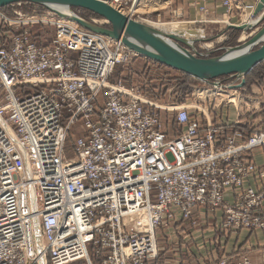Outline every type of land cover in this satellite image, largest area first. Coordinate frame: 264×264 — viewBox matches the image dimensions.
<instances>
[{
    "label": "built area",
    "instance_id": "2783aa9c",
    "mask_svg": "<svg viewBox=\"0 0 264 264\" xmlns=\"http://www.w3.org/2000/svg\"><path fill=\"white\" fill-rule=\"evenodd\" d=\"M205 1L192 4L206 12ZM234 5L220 1L225 21L253 7L236 13ZM48 12L0 8V264H164L157 231L198 208L221 209L222 231L264 230V166L252 160L264 148L257 108L227 123L207 88L198 106L168 108L178 128L171 134L137 85L125 76L110 82L140 55ZM39 25L55 28L51 44L33 40ZM236 81L207 85L222 91ZM239 90L230 95L239 99ZM230 261L214 264H253Z\"/></svg>",
    "mask_w": 264,
    "mask_h": 264
},
{
    "label": "water",
    "instance_id": "95a60500",
    "mask_svg": "<svg viewBox=\"0 0 264 264\" xmlns=\"http://www.w3.org/2000/svg\"><path fill=\"white\" fill-rule=\"evenodd\" d=\"M108 0H0V8L21 2L45 7L57 17L75 22L80 27L120 41L136 54L183 72L200 81L230 76L240 80L230 88H242L245 77L264 61V0H257L250 13L251 20L228 24L227 30L245 34V38L232 46L199 52L198 43L211 41L202 27L187 21L170 24L168 31L160 30L123 14ZM73 8L87 10L104 20L110 28L93 18H84ZM241 37V35H240ZM220 51L219 55L213 53ZM215 84V83H214Z\"/></svg>",
    "mask_w": 264,
    "mask_h": 264
},
{
    "label": "crops",
    "instance_id": "0c3cea01",
    "mask_svg": "<svg viewBox=\"0 0 264 264\" xmlns=\"http://www.w3.org/2000/svg\"><path fill=\"white\" fill-rule=\"evenodd\" d=\"M220 1L221 0H206L207 11L198 12L197 8L192 4V0H189L186 10L188 13H185L187 19L185 20L189 22L192 27L204 28L206 36L211 37V24H215V22L219 20V22H223L224 20V9L220 6ZM256 1L257 0H235L234 12H238L236 10V5H254ZM252 9L253 7L247 10L246 19L249 18ZM238 14L228 16L229 23L239 24L243 22L244 18L240 19V15ZM224 26L226 27V24ZM227 31L234 32L232 30ZM224 36H227V33H224ZM233 36L236 38V43L246 37L245 34H241L242 37H239L240 35L235 37L234 34ZM220 39L217 40L218 43ZM213 43L214 42L198 43L199 52H207L219 47H213ZM209 45L210 47H208ZM262 67L264 66H261L260 70H253L252 72H262ZM114 72H167V70H159L154 61L139 56L135 58L133 63L129 66H118ZM226 77V83H232L235 80V78L232 79L230 76ZM236 83H238V81H236L235 84ZM217 90L220 91L218 88ZM238 92L241 94V88ZM217 93L221 96L220 99L225 96L221 91ZM227 94H232V91L231 93L227 92ZM243 99H246V97L243 96L239 98V105L241 104L240 101ZM218 101L219 102L216 103L220 106L219 116L222 121L227 123L235 121L239 114L243 115V113L249 112V115L252 116L253 110L257 108V106H247L248 104H246V107L236 106L234 109L230 103L227 104L225 101ZM252 160L257 165L264 166V148L255 150L252 154ZM248 183L255 185V187H258L260 184L258 180H249ZM230 192L231 191L228 190L225 195L228 201L232 200ZM223 219L224 214L221 209H217L213 212H206L203 208H198L193 211L190 220L177 217L174 221H170L168 225L163 227L165 228L164 233L166 235L173 233L176 238L171 240L169 246L160 242V253L157 261L163 262L164 264H213L221 257L225 256L236 261H240L243 257H248L253 264H264V230L239 229L222 231L220 229V224ZM193 221L194 224L192 223ZM153 263L154 260H152L151 264Z\"/></svg>",
    "mask_w": 264,
    "mask_h": 264
},
{
    "label": "rangeland",
    "instance_id": "374dc122",
    "mask_svg": "<svg viewBox=\"0 0 264 264\" xmlns=\"http://www.w3.org/2000/svg\"><path fill=\"white\" fill-rule=\"evenodd\" d=\"M188 1L189 0H136L137 3L131 2V3H129V6L124 4L125 5L124 8H126V10H122V9L121 10H122V12H124L123 14L128 15V16L131 15V13H132L133 19L140 21L142 23H145L149 26L159 28L161 26L160 24H166V27L168 28L167 25L170 23L185 22L186 21L185 19H187V18H186L185 13L186 12L188 13V11H186L187 7H188ZM185 6H186V8H185ZM128 7L130 10L132 8L133 12L130 11V12H128L129 13L128 14L127 13ZM16 10L17 11L20 10L24 15H29V16L31 14L42 16L46 13V11H48L46 9L38 8L34 5H25L24 6V4H21L20 6H18L16 4L10 5V6L5 8V11L8 12L9 14H12ZM137 10H140V11L137 12ZM48 13H50V12H48ZM246 13H247V11L245 13H242V14L239 13L238 14V15H240V19L244 18L243 20H245V22L250 20V17L248 19L245 18ZM86 15H88L90 17V15L88 13H86ZM219 21L215 22V24H211L212 26H210V29L212 30L211 31L212 34H211V37H208V38H212V39L209 42H214L212 44L213 47L234 45V44H228L229 42L233 41V39H234L233 34L235 35V37L237 35H241V34H239L238 31H234V32L227 31V29H226L227 25L231 24V23H228L229 21H225V20H223V22H219ZM100 22H102V21H100ZM223 23L226 24V27L224 26L225 24H223ZM40 31H42V32H40ZM33 33H40V35L42 33L41 41L45 42V44L49 43V42H50L49 44H51L53 42V39L55 36V28L53 26H49V25L32 26L31 27V35ZM224 33H227V36H224ZM218 39H220L219 43L217 41ZM205 43H208V42H205ZM208 47H210V45ZM220 53L221 52L218 51V52L213 53V55H215V54L219 55ZM131 73L132 72H114V75L112 76V78L114 80H117L118 78L125 76L124 77V79H125L126 76L130 75ZM153 73H155V72H149V74L152 76H153ZM156 75H158V74H156ZM172 77H173L172 72H162V75H161L162 81L166 82L167 84L165 85V88H164L165 91L163 90L161 93H160L158 88L163 87V86H159L158 79L156 80L157 83H154L155 84L154 88H156L154 90L155 92H151V90H150L151 89L150 85H153V83L149 84L147 82L148 79L143 77V76H141L140 80H136L133 83V85L138 86L139 91L143 95L147 96V98L155 104V105H153V108L155 110L158 109V111L160 113L161 120L165 123L167 122L168 125H172L174 123L171 121L170 113H168V108L171 107V105H174L176 102H179L180 100H186L190 103H193V105H195L198 101L197 95H199L201 97V99L204 100L205 95H207V93H206L207 88H210V91H207L208 94L210 95L209 98H211V99L215 98L216 102H219L218 100L223 102L226 100L224 98L227 97L228 99H230V101L232 103V104L231 103L230 104L234 107V109L236 106L246 107L245 106L246 104H248L247 106L254 105V106H257L258 112H260L261 116L264 117V72H251L250 75L248 74L245 77V85L241 88L242 92H241L240 96L241 97L244 96V97H246V99L241 100L240 105H239V99L238 98H236L235 96H231V95L227 94V92L231 93V90L233 88H227V87L224 88L221 92L224 93L223 95H225V96H223V98L220 99L221 96L217 95V92H220V91L215 89L213 86L207 85V83L214 84L217 81H219L221 83L223 81L225 82V79L227 77L224 75L220 76V77L210 78L209 82L200 81L197 84H192V85L190 84L185 90H179L176 87L175 82L171 80ZM232 79H234V78H232ZM224 82L222 85H227L229 83V82L228 83H226V82L224 83ZM238 83H236V84H238ZM233 85L234 84H232L231 86H233ZM192 87L194 88V91H193ZM194 100H197V101L194 102ZM233 102L235 103L236 106H234ZM198 105L199 104L197 103V106ZM147 106H149V105H147ZM63 113L64 114L62 116V122H65V119L67 117L66 109L63 110ZM168 125H167V128H170V127H168ZM79 127H80L79 123H76L75 125H73L71 127L70 132H69L68 147L71 145V143L77 137V130L79 129ZM164 231H165V228H162V227H160V229L157 231L158 232L157 241L159 242L158 243L159 246H160V242L169 246L171 244V240H174L176 238V236L173 233L166 235L164 233ZM90 248H91V244L88 245L89 251H90ZM223 257H225V256H223ZM246 258H248V257H246ZM229 259L233 262H238L236 260H232L231 258H229ZM217 261L215 263H218ZM73 264H86V262L77 261V262H74Z\"/></svg>",
    "mask_w": 264,
    "mask_h": 264
},
{
    "label": "trees",
    "instance_id": "16d2710c",
    "mask_svg": "<svg viewBox=\"0 0 264 264\" xmlns=\"http://www.w3.org/2000/svg\"><path fill=\"white\" fill-rule=\"evenodd\" d=\"M21 3L24 4V6L25 5H34V6L38 7V8L45 9L43 6H40V5H37V4H34V3H30V2H21ZM8 6H10V5L5 6V8L8 7ZM73 10H75L79 15L83 16L84 18H98L97 15H95V14H93V13L87 11V10L81 9V8H73ZM86 13H88L90 15V17L88 15H86ZM104 26L107 27V28H110V25L109 24H105ZM40 32H42V31H40ZM41 35H42V33H41ZM41 35H40V33H33L31 36H32L33 40L36 41L39 45H45V42H42L41 41ZM46 44H48V43H46ZM228 44H234L235 45L236 44V38H234L233 41L229 42ZM155 64L158 66V69L159 70H167V72H172L173 73V77L171 78V80L175 82L176 87L179 90H185L190 84L192 85V84H197V83L200 82V80H198L196 78H193L192 76H190L188 74H185L183 72L174 70V69H172L170 67H167V66H165L163 64H159V63H156V62H155ZM261 66H264V61L261 62V63H259V64H257L251 70V72L253 70H260L261 69ZM262 69H263L262 70V72H263L264 71V67H262ZM250 73H249V75H250ZM156 74H158L159 76L156 75ZM161 75H162V72H155V73H153V76L150 75L149 72H132L130 75L126 76L125 82H126L127 85L130 86L136 80H140L141 79V76H143V77H145V78L148 79L147 82L149 84H152L153 83V85H150V87H151L150 90H151V92H155L154 90L156 88H154L155 87L154 86L155 85L154 83H157L156 80L158 79L159 86H163V87L158 88L159 91H160V93H161L163 90L165 91L164 88H165V85L167 84L166 82H163L162 81ZM110 82H113L114 83L115 80L111 77L110 78ZM177 129L178 128H177V126H176L175 123H173L172 125H170V128H168V130H169V132L171 134H174Z\"/></svg>",
    "mask_w": 264,
    "mask_h": 264
},
{
    "label": "bare ground",
    "instance_id": "6f19581e",
    "mask_svg": "<svg viewBox=\"0 0 264 264\" xmlns=\"http://www.w3.org/2000/svg\"><path fill=\"white\" fill-rule=\"evenodd\" d=\"M114 0H108L107 2H108V4H110L111 6H113L112 5V2H113ZM118 1H120V0H118ZM136 2V1H135ZM137 3V2H136ZM134 6V5H133ZM114 7V6H113ZM132 7V6H131ZM133 8V7H132ZM132 8H131V12H133V10H132ZM126 9V8H125ZM119 10V9H118ZM138 11H140V10H137V12ZM120 12L121 13H124V12H122L121 11V9H120ZM126 13V12H125ZM127 14V13H126ZM128 16V15H127ZM129 17H131V15H129ZM250 17V16H249ZM132 18V17H131ZM133 19V18H132ZM65 20V19H64ZM135 20V19H134ZM250 20H251V18H250ZM245 21V20H244ZM229 23V22H228ZM170 24H173V23H170ZM170 24H168L167 26H168V28L166 27V24H160L161 26L159 27V28H157V27H155V28H157V29H160V30H164V31H168L169 30V28H170ZM158 25V24H157ZM244 39V38H243ZM237 89V88H236ZM233 98V97H232ZM231 98V99H232ZM236 101V100H235ZM238 104V103H237Z\"/></svg>",
    "mask_w": 264,
    "mask_h": 264
},
{
    "label": "flooded vegetation",
    "instance_id": "af4514ba",
    "mask_svg": "<svg viewBox=\"0 0 264 264\" xmlns=\"http://www.w3.org/2000/svg\"><path fill=\"white\" fill-rule=\"evenodd\" d=\"M224 82V81H223Z\"/></svg>",
    "mask_w": 264,
    "mask_h": 264
}]
</instances>
